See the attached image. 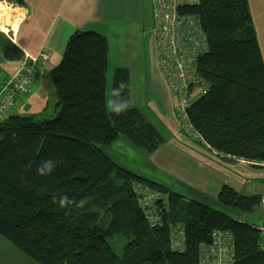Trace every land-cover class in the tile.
Instances as JSON below:
<instances>
[{"label": "trees", "instance_id": "trees-1", "mask_svg": "<svg viewBox=\"0 0 264 264\" xmlns=\"http://www.w3.org/2000/svg\"><path fill=\"white\" fill-rule=\"evenodd\" d=\"M180 12L199 16L208 43L198 66L209 88L188 108L190 123L223 159L264 163V61L248 0H200ZM3 46L7 59L23 58L11 40ZM108 66L106 36L76 32L50 71L55 116L11 114L0 122V236L38 264H200L202 246L214 232L226 231L234 248L229 264H264L260 226L120 167L102 150L120 135L144 153L164 144L139 108L111 114ZM121 80L128 84L129 100L130 73L120 66L113 71L112 89ZM49 158L60 161L58 167L37 175V166ZM137 184L160 194L157 227H150L139 205ZM61 195L90 201L84 208H60L53 198ZM261 196L225 184L216 200L261 212ZM177 224L184 228L181 249L172 248Z\"/></svg>", "mask_w": 264, "mask_h": 264}, {"label": "crops", "instance_id": "crops-1", "mask_svg": "<svg viewBox=\"0 0 264 264\" xmlns=\"http://www.w3.org/2000/svg\"><path fill=\"white\" fill-rule=\"evenodd\" d=\"M22 1L25 4L21 6L25 16L17 30L11 32L10 37L0 34V91L8 79L24 66L26 54L35 55L42 49L46 50L49 60L38 63L30 89L17 97L11 113L44 118H51L57 113V95L50 71L61 62L73 34L93 30L105 35L110 65L114 57L110 37L117 39L115 48L120 52L115 53L118 57L127 58L132 53V49L128 50L127 47L140 38L145 26L144 23L140 26L141 22L147 21L153 10L152 0ZM248 3L264 61V0H248ZM7 39L23 51V58L14 60L4 56L3 45ZM154 58L156 61V55ZM117 65L128 68L130 73L129 106L139 108L164 139V144L153 153H144L124 135H120L110 145H102V150L117 165L216 209V195L225 184L245 195H264V173L261 172L264 163L231 157L223 159L201 139H195L183 131L176 119L166 79L159 67L151 64L150 70L145 69L146 74L140 75L145 81H150L151 87L140 85L139 89H134L132 65L129 62ZM106 93L109 103L108 83ZM186 168L190 169V177L184 173ZM250 216L248 219H239L264 229V218L260 212ZM0 241L4 242L6 248L18 252L2 236ZM0 264H8L7 257L2 254Z\"/></svg>", "mask_w": 264, "mask_h": 264}, {"label": "built area", "instance_id": "built-area-1", "mask_svg": "<svg viewBox=\"0 0 264 264\" xmlns=\"http://www.w3.org/2000/svg\"><path fill=\"white\" fill-rule=\"evenodd\" d=\"M199 1L152 0V15L155 20L154 47L159 67H163L176 119L183 131L201 139L190 123L188 108L209 88V83L200 74L198 66V59L207 51L208 43L199 16L180 12V9L197 5ZM8 31L13 32L9 27ZM48 60L49 53L44 49L35 55H25L24 66L8 79L0 91V122L11 115L17 97L30 89L38 63ZM135 191L150 227L160 225L161 216L156 205L160 194L141 184L135 185ZM260 208L264 218V195L261 196ZM171 236L172 248L181 249L185 236L183 226L181 224L173 226ZM233 249L230 232L216 231L211 243L202 246L200 264H229L233 260Z\"/></svg>", "mask_w": 264, "mask_h": 264}, {"label": "rangeland", "instance_id": "rangeland-1", "mask_svg": "<svg viewBox=\"0 0 264 264\" xmlns=\"http://www.w3.org/2000/svg\"><path fill=\"white\" fill-rule=\"evenodd\" d=\"M0 2H2V6L5 7L6 9H8V8L12 9L15 7L22 8L21 6L16 5L17 3H12L10 1H1L0 0ZM143 23L145 25L143 27V31L145 30V35L143 34V31H142V35L140 36V38H138L137 41L135 40L133 43H131L129 45V47H127L128 50L132 49V53H130L127 56V58H119L118 57V55L115 53V52H120V51H116V48H115V44L117 43V39L115 38V40H114L113 37H110L111 42H112L111 44L113 45V48H114V57L111 58L112 61H111V64L109 65L108 74H107L109 101L111 100L113 71L118 66L117 64L129 62V65L130 66L132 65L133 69H131V70H132V75H133V84H134L133 87H134V89H139L141 86H143L144 88L151 87V85L149 83L150 81H147V80L145 81L140 75H145L146 74L145 69H148V71H149L151 64L159 67L156 51L154 50L155 41H154V36H153V29L155 26V20L153 18L152 13L149 16V18L147 19V21L141 22L140 26H142ZM0 33L2 35H7L8 37H10L12 35L11 31L3 32L1 27H0ZM152 38H153V41H152ZM134 45H135V48H134ZM155 55H156V61L154 58ZM151 61H152V63H151ZM159 69L161 71L162 76L165 77L163 67L161 66V67H159ZM146 98H147V96H146ZM142 103L144 105V102H142ZM185 133L187 135H189L187 132H185ZM195 139H197V138H195ZM261 172L264 173V170ZM184 173L186 175L189 174V177L191 176L190 169L188 170L186 168L184 170ZM215 201L217 203L216 207L218 209L223 210L228 215L233 216L237 219H239V218L248 219L249 217H251L250 215H254V216L257 215V212H254V211L253 212H247V211L240 210L238 208H233V207L227 208V207L219 204L217 202V200H215ZM210 206H212V205H210ZM8 243H10V242H8ZM14 249H16V251H18V252H14V251L6 248L4 245V242L0 241V254H2L4 257H7L8 264H38L35 261H33L32 259H30L28 256H26L25 254H23L21 251L17 250V248L14 247Z\"/></svg>", "mask_w": 264, "mask_h": 264}, {"label": "clouds", "instance_id": "clouds-1", "mask_svg": "<svg viewBox=\"0 0 264 264\" xmlns=\"http://www.w3.org/2000/svg\"><path fill=\"white\" fill-rule=\"evenodd\" d=\"M128 84L126 81L121 80L119 84L111 90V100L108 103V109L114 116H119L126 113L129 110V100L127 99L126 89ZM60 164V161L54 159H46L42 161L36 169V173L39 176L50 175ZM31 168V162L27 165ZM54 202L58 204L60 208H66L69 205H74L77 208H84L90 201L89 197L80 199L79 201L70 199L67 195H61L53 198Z\"/></svg>", "mask_w": 264, "mask_h": 264}, {"label": "bare ground", "instance_id": "bare-ground-1", "mask_svg": "<svg viewBox=\"0 0 264 264\" xmlns=\"http://www.w3.org/2000/svg\"><path fill=\"white\" fill-rule=\"evenodd\" d=\"M24 15V9L20 7L6 9L2 6V2H0V27L3 32L8 31V27L16 31L19 21ZM6 23L8 24L6 25Z\"/></svg>", "mask_w": 264, "mask_h": 264}]
</instances>
